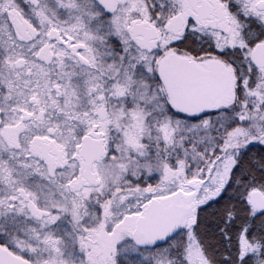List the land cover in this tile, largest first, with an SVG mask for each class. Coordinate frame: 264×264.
I'll list each match as a JSON object with an SVG mask.
<instances>
[{
    "label": "snow or ice",
    "instance_id": "6c2138e0",
    "mask_svg": "<svg viewBox=\"0 0 264 264\" xmlns=\"http://www.w3.org/2000/svg\"><path fill=\"white\" fill-rule=\"evenodd\" d=\"M0 264H264V0H0Z\"/></svg>",
    "mask_w": 264,
    "mask_h": 264
}]
</instances>
